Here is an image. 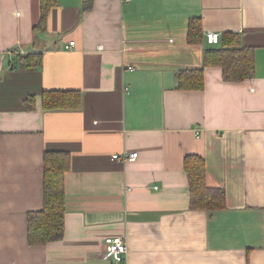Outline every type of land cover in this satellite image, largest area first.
I'll return each mask as SVG.
<instances>
[{
    "label": "crops",
    "instance_id": "0c3cea01",
    "mask_svg": "<svg viewBox=\"0 0 264 264\" xmlns=\"http://www.w3.org/2000/svg\"><path fill=\"white\" fill-rule=\"evenodd\" d=\"M41 4L0 0V264H112L102 257L115 236L128 264H264V0H54L37 32ZM196 17L205 37L242 34L254 78L227 82L206 67L204 90L177 88V72L203 68L210 46L188 43ZM31 53L41 67L20 64ZM45 91L81 92L83 106L47 111ZM47 151L71 155L65 231L31 246ZM191 154L225 208L191 209Z\"/></svg>",
    "mask_w": 264,
    "mask_h": 264
},
{
    "label": "trees",
    "instance_id": "16d2710c",
    "mask_svg": "<svg viewBox=\"0 0 264 264\" xmlns=\"http://www.w3.org/2000/svg\"><path fill=\"white\" fill-rule=\"evenodd\" d=\"M85 9L92 7L94 0H83ZM54 0H42L41 20L35 31L44 32ZM188 43H205L202 19H190ZM43 55L34 53L19 56L25 68L42 66ZM203 68L177 72V88L204 90L205 68L220 67L227 82H243L255 77V50L243 45L241 33L228 32L220 36L218 45L209 46L204 55ZM43 108L47 111L80 110L83 106L81 92L45 91ZM35 98L29 96L26 104L34 108ZM184 168L190 186V207L193 210L216 211L225 208L226 193L222 188L207 185V165L204 158L191 154L185 158ZM71 170V155L64 151H47L44 156V208L28 216V240L31 246H44L63 238L65 231V177Z\"/></svg>",
    "mask_w": 264,
    "mask_h": 264
},
{
    "label": "built area",
    "instance_id": "2783aa9c",
    "mask_svg": "<svg viewBox=\"0 0 264 264\" xmlns=\"http://www.w3.org/2000/svg\"><path fill=\"white\" fill-rule=\"evenodd\" d=\"M206 42L207 44L214 46L218 45L220 42V34L215 32H208L206 34ZM75 42L72 41L68 46L67 49L74 46ZM11 55V63L14 62V57L17 55V52L13 51L10 52ZM139 154L138 152L133 153H124V154H115L113 158L121 162L127 161H136ZM104 260L110 261L112 264H128V245L127 240L125 237L122 236H115V237H108L105 239V251L102 257Z\"/></svg>",
    "mask_w": 264,
    "mask_h": 264
}]
</instances>
